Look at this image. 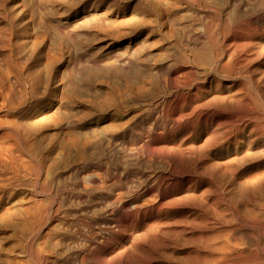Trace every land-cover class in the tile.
<instances>
[{"label":"bare ground","instance_id":"6f19581e","mask_svg":"<svg viewBox=\"0 0 264 264\" xmlns=\"http://www.w3.org/2000/svg\"><path fill=\"white\" fill-rule=\"evenodd\" d=\"M144 1L129 32L110 20L98 82L68 88L64 162L30 166L57 205L38 206L28 264H264V0Z\"/></svg>","mask_w":264,"mask_h":264},{"label":"rangeland","instance_id":"374dc122","mask_svg":"<svg viewBox=\"0 0 264 264\" xmlns=\"http://www.w3.org/2000/svg\"><path fill=\"white\" fill-rule=\"evenodd\" d=\"M153 2L154 6L159 4L157 0ZM147 9L144 0H0V59L1 55L7 57L2 69L6 97L10 99L0 109V264L31 263L24 243L33 228L31 224L34 226L38 218V206L46 211L55 207L57 201L55 191L45 198L32 187L34 175L30 166L66 159L73 134L80 132L79 125H70L69 121L81 115L79 90L87 79L98 82L92 59L97 55L92 56V52L111 42L108 29L112 20H126L123 32H127L130 29L127 24L136 17L143 18ZM150 14L149 18L154 19L152 11ZM100 16L105 17L103 24L107 20L103 28ZM87 18L91 25L87 24ZM103 29L105 33L101 32ZM84 46H89V50ZM84 48L88 50L86 53ZM71 87L79 93L72 95L68 90ZM66 192L62 189L60 196Z\"/></svg>","mask_w":264,"mask_h":264}]
</instances>
